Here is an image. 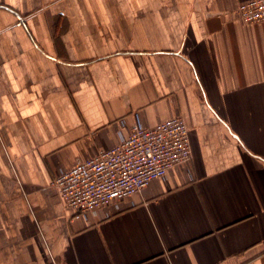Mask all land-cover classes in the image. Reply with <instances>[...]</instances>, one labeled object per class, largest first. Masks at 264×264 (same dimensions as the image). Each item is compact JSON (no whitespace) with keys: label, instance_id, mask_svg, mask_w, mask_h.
<instances>
[{"label":"crops","instance_id":"obj_1","mask_svg":"<svg viewBox=\"0 0 264 264\" xmlns=\"http://www.w3.org/2000/svg\"><path fill=\"white\" fill-rule=\"evenodd\" d=\"M240 1L0 0V264L262 263L264 21ZM134 112L181 116L190 159L74 219L52 179Z\"/></svg>","mask_w":264,"mask_h":264},{"label":"built area","instance_id":"obj_2","mask_svg":"<svg viewBox=\"0 0 264 264\" xmlns=\"http://www.w3.org/2000/svg\"><path fill=\"white\" fill-rule=\"evenodd\" d=\"M232 14L241 23L262 22L264 0L240 1ZM224 18L229 19L226 14ZM116 124L115 144L77 158L71 167L59 169L50 183L73 210L74 219L86 220L98 210L108 218L121 211L122 201L134 206L129 200L133 194L191 157L189 129L179 115L146 126L134 112L130 123L120 118Z\"/></svg>","mask_w":264,"mask_h":264}]
</instances>
